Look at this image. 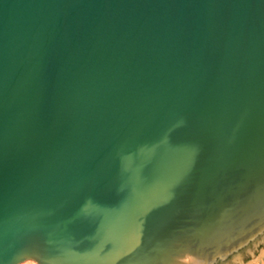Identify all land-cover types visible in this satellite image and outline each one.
<instances>
[{"label": "water", "instance_id": "obj_1", "mask_svg": "<svg viewBox=\"0 0 264 264\" xmlns=\"http://www.w3.org/2000/svg\"><path fill=\"white\" fill-rule=\"evenodd\" d=\"M262 245L264 0H0V264Z\"/></svg>", "mask_w": 264, "mask_h": 264}, {"label": "rangeland", "instance_id": "obj_2", "mask_svg": "<svg viewBox=\"0 0 264 264\" xmlns=\"http://www.w3.org/2000/svg\"><path fill=\"white\" fill-rule=\"evenodd\" d=\"M33 264V263H26ZM244 264H264V245L258 249V253L252 259L246 261Z\"/></svg>", "mask_w": 264, "mask_h": 264}, {"label": "bare ground", "instance_id": "obj_3", "mask_svg": "<svg viewBox=\"0 0 264 264\" xmlns=\"http://www.w3.org/2000/svg\"><path fill=\"white\" fill-rule=\"evenodd\" d=\"M26 263H29V262H25V263H22V264H26ZM31 263V262H30Z\"/></svg>", "mask_w": 264, "mask_h": 264}]
</instances>
